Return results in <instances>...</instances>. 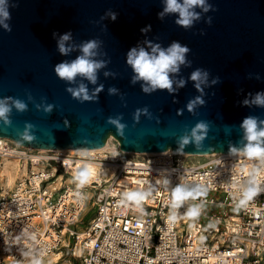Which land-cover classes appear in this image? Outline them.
Wrapping results in <instances>:
<instances>
[{
    "label": "water",
    "instance_id": "95a60500",
    "mask_svg": "<svg viewBox=\"0 0 264 264\" xmlns=\"http://www.w3.org/2000/svg\"><path fill=\"white\" fill-rule=\"evenodd\" d=\"M18 4L11 11L9 33L0 27V98L13 97L28 103L20 113L14 108L11 125L0 121V138L32 150H97L110 138L127 154H161L168 150L193 157L227 154L230 142L242 136L239 124L253 115L264 119V108L244 106L249 93L264 90V0H209L217 9L203 14L190 30L175 23L174 15L158 18L162 0H12ZM108 10L118 13L115 22L100 21ZM207 16L212 24L206 23ZM104 25H107L105 28ZM151 25L145 34L141 29ZM73 33L76 44L90 39L103 42V59L108 67L99 72L98 84H104L98 102L74 99L60 80L54 66L74 59L79 51L62 56L53 33ZM203 32L204 35L200 33ZM167 47L172 41L187 45L191 67L182 66L177 78L187 79L196 68L207 69L220 83L206 87V104L190 113L186 104L200 93L191 81L177 94L166 91L145 94L141 84L131 83L133 72L126 64V54L145 39ZM104 71L116 73L105 77ZM259 74L261 80H256ZM251 75V78L249 76ZM210 77V79H211ZM89 89L94 85L89 83ZM115 87L118 94L110 95ZM29 95L33 101H29ZM175 101V102H174ZM37 104L52 105L46 113ZM147 108L135 120L137 109ZM183 109V113H177ZM125 125L122 135L109 118ZM209 125L202 148L193 144L177 151V140L198 122ZM31 124V139H23Z\"/></svg>",
    "mask_w": 264,
    "mask_h": 264
},
{
    "label": "built area",
    "instance_id": "2783aa9c",
    "mask_svg": "<svg viewBox=\"0 0 264 264\" xmlns=\"http://www.w3.org/2000/svg\"><path fill=\"white\" fill-rule=\"evenodd\" d=\"M109 147L103 153L80 156L27 149L0 138V160L7 158L26 166L23 178L17 180L7 197L0 198V259L16 264L25 259L20 252L25 246L15 243L14 238L27 229L37 233L49 250L44 263L55 253L68 252L80 264H148L149 260L155 264H264V192L246 208L233 210L229 192L234 190H225L224 186L237 174L239 162L235 157H193L177 152L127 154L114 138ZM79 161L109 170L108 175L93 177L79 190L87 195L82 203L74 194L76 183L67 182L74 179L73 167ZM239 175L241 180L246 179L243 173ZM165 176L173 185L181 176L192 183L203 182L206 187L211 183L208 193L217 194V198H201L206 200V207L197 220L181 219L169 225L165 201L171 198L170 193L157 185L159 194L153 193L151 204H142L148 215L138 226L140 213L131 204L127 208L118 206L120 193L125 187L146 189L147 184L136 182L155 184ZM186 207L182 206L179 213ZM91 211H95L94 217L80 232L78 225ZM213 220L219 223L207 229ZM193 223L195 228L190 229ZM201 236L205 237L203 242Z\"/></svg>",
    "mask_w": 264,
    "mask_h": 264
},
{
    "label": "clouds",
    "instance_id": "9594fccd",
    "mask_svg": "<svg viewBox=\"0 0 264 264\" xmlns=\"http://www.w3.org/2000/svg\"><path fill=\"white\" fill-rule=\"evenodd\" d=\"M162 5V10L157 14L158 18L163 21L167 16L174 15L176 17V25L185 30H190L201 20L203 14L217 10L209 0H162ZM13 7H18V4L13 3L12 0H0V27L9 33L12 31L9 21L12 18L10 9ZM117 18L118 13L108 10L100 17V21L97 23L108 19L115 22ZM206 23L211 26V16H207ZM104 27L106 28L107 25H104ZM150 31L151 25L141 29V33L145 34V36ZM200 34L204 35L203 32ZM53 38L56 40L57 50L62 56L67 57L77 50L80 53L74 59L63 60L54 66V72L57 77L71 85L66 91L81 103L98 102L99 93L104 90V84H98L99 72L102 69H106L110 63V60L102 58L107 56V53L102 52L103 42L99 39H90L76 44L71 31L63 34L54 32ZM190 52L191 49L179 41L174 40L167 47H164L161 43L146 38L143 42H139L132 47L126 54V64L133 72L131 83L133 85L140 83L141 90L145 94L150 95L157 91H166L169 95H173L177 94L181 88L186 87L188 82L191 81L200 95L190 99L186 104V108L195 115L196 109L206 104L204 99L206 95L205 88L213 87L220 83V77L212 78L211 73L207 69L196 68L187 79L183 77L177 78L182 66L191 67L192 62L188 59ZM103 74L106 78L116 77V73L111 71H104ZM249 78H251V75ZM255 79L261 80V76L257 74ZM89 83L96 87L90 90ZM108 91L110 95L118 94V89L115 87H110ZM28 100L33 101L31 95H29ZM242 104L247 107L257 106L264 108V90L255 94L249 93L242 101ZM36 107L38 109L43 108L49 114L53 108L52 105L41 104H37ZM13 108L17 112L23 113L28 110V103L13 97L0 98V121L3 124L11 125L10 116ZM177 113H183V109H178ZM141 114L149 115V110L146 107L137 109L134 117L136 121L140 120ZM120 119L122 117L119 119L109 118V123L115 125L117 130L123 135L125 125L120 122ZM32 127L31 124L26 125L23 139L33 138L30 135ZM239 128L242 130V136L237 142L229 143L227 153L235 157L239 162L236 168L237 174L232 175L230 182L224 186L225 190H234L229 192L235 205L234 211L246 208L249 201L264 192V186H262L264 185V119L253 115L246 116L239 124ZM209 130V125L206 122H198L191 128L190 132L186 131L177 140V151L183 152L185 146L190 143L197 148H202L204 141L208 137ZM81 155L87 156L88 153L82 152ZM239 173H243L246 179L241 180ZM73 176L74 179L70 180L69 183H76L77 190L74 194L78 198V202L82 203L87 199V195L79 190L90 184L95 176L93 164L88 161H84L82 166L78 164ZM136 183L147 184L148 187L146 189L143 187L133 189L125 187V190L120 193L121 199L118 201V206L123 205L125 208L130 204L134 206V210L139 212L141 216V219L137 221L138 226H142L144 223L142 218L148 215L142 204L144 202L151 204L152 200L150 197L153 196V193L159 194L157 185L161 186L166 193H170L171 198L165 201V204L169 207L167 216L169 225L178 223L181 219L185 221L197 220L206 207V200L201 198L206 197L212 187L211 183L206 187L203 182H189L183 176L180 177V182L175 185L172 184L167 176L157 179L155 184L149 181H137ZM185 204H187L185 211L179 213L178 210ZM220 206L223 207V205ZM218 223V220L209 222L207 229L215 228ZM189 228H195V224H189ZM204 239V236L200 237L201 242ZM14 242L17 244L22 243L25 246L20 249L21 255L25 259L20 261L19 264H44V258L48 255L49 250L37 238V233L29 232L25 229L14 238ZM38 245L40 247H37ZM148 264H155V262L149 260Z\"/></svg>",
    "mask_w": 264,
    "mask_h": 264
},
{
    "label": "bare ground",
    "instance_id": "6f19581e",
    "mask_svg": "<svg viewBox=\"0 0 264 264\" xmlns=\"http://www.w3.org/2000/svg\"><path fill=\"white\" fill-rule=\"evenodd\" d=\"M111 138L107 141L106 145L100 149L97 150H61L62 152H68V153H78L80 156L82 152H87L88 155L94 154L96 152L103 153V151L108 150L110 147ZM172 150H168L167 153H172ZM84 161H79V164L82 166ZM92 163V162H91ZM94 166V172L95 176L98 178H102L105 175H108L109 170L105 166L97 165L95 163H92ZM72 168V167H71ZM74 170L77 169V167H73ZM75 172V171H74ZM26 174V166H21L18 161L3 158L0 160V191L2 190V197L4 195H7L9 193V190H12L14 186L17 183V180L22 179L23 176ZM70 180L67 182L69 183ZM63 255L58 252L52 255L48 260L52 264H58L60 263V260L62 259Z\"/></svg>",
    "mask_w": 264,
    "mask_h": 264
},
{
    "label": "rangeland",
    "instance_id": "374dc122",
    "mask_svg": "<svg viewBox=\"0 0 264 264\" xmlns=\"http://www.w3.org/2000/svg\"><path fill=\"white\" fill-rule=\"evenodd\" d=\"M2 190L0 191V198H2ZM9 193H10V190H9ZM3 197H7V195H4ZM206 197H209V198H217V194H214V193H208ZM91 209V205H89L87 207V212ZM94 214H95V211H91L89 212L86 217L84 218V221L78 225V230L80 232H82L87 226H88V222L94 217ZM50 260L47 261V263H44V264H49ZM0 264H16V263H13V262H10L8 260H3V259H0ZM50 264H52L50 262ZM58 264H80V262L76 259H74L72 256L69 255L68 252H64L63 253V257L62 259L60 260V263Z\"/></svg>",
    "mask_w": 264,
    "mask_h": 264
}]
</instances>
